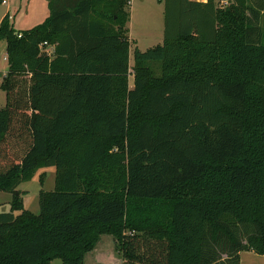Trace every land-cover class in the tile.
Returning a JSON list of instances; mask_svg holds the SVG:
<instances>
[{
	"label": "trees",
	"instance_id": "1",
	"mask_svg": "<svg viewBox=\"0 0 264 264\" xmlns=\"http://www.w3.org/2000/svg\"><path fill=\"white\" fill-rule=\"evenodd\" d=\"M47 1L0 24V264H85L103 235L123 264L264 255V0H159L164 41L133 67L131 0ZM41 166L35 214L17 188Z\"/></svg>",
	"mask_w": 264,
	"mask_h": 264
},
{
	"label": "rangeland",
	"instance_id": "2",
	"mask_svg": "<svg viewBox=\"0 0 264 264\" xmlns=\"http://www.w3.org/2000/svg\"><path fill=\"white\" fill-rule=\"evenodd\" d=\"M228 2H221V6ZM12 8L15 16L13 20L14 28L17 31H23L41 24L49 13L46 0H8V4L0 5V17L6 10ZM130 21L128 22L129 36L133 42L131 49L130 65L133 67V50L139 46L142 51L147 50L157 44L163 43L165 33V10L164 3L159 0H132L129 7ZM247 14L249 13L246 11ZM12 14V15H13ZM264 25V18L262 19ZM6 41L0 42V78L3 79L4 73L9 69V61L6 59ZM156 68V67H155ZM158 73V69H155ZM133 75L130 76V85L133 87ZM6 93L1 92L0 106L6 105ZM118 146H114L116 150ZM57 168L54 166H41L37 168L30 178L25 179L18 186L22 192V198L25 209L39 214L41 211L40 197L41 192H51L56 188ZM13 194L7 191H0V209L2 212H10ZM18 214L19 212H15ZM110 235L102 237L101 242L93 254L86 258V264H106L113 262L117 264L115 258L116 240L113 245ZM122 259L121 255L117 253ZM95 261V262H94ZM51 264H63L61 259H54ZM241 264H264V258L253 252H244L241 258Z\"/></svg>",
	"mask_w": 264,
	"mask_h": 264
},
{
	"label": "crops",
	"instance_id": "3",
	"mask_svg": "<svg viewBox=\"0 0 264 264\" xmlns=\"http://www.w3.org/2000/svg\"><path fill=\"white\" fill-rule=\"evenodd\" d=\"M47 1V0H46ZM132 1V0H131ZM196 1H202V2H206L207 0H196ZM47 3H48V1H47ZM3 4H8V0H6V2L5 3H3ZM12 8H9L8 7V9L6 10V12L3 14V15H1V17H0V24H1V22H2V20H3V18L5 17V15H7V14H10V16H11V20H12V22H13V20L15 19V16H14V14L12 13ZM13 14V15H12ZM49 16V13L46 15V17H44V18H47ZM6 59L8 60V58H7V53H6ZM8 71H6L5 73H4V76H5V74L7 73ZM0 81H2V79L0 78ZM3 90H1L0 91V96H1V92H2ZM3 92H5V91H3ZM6 93V92H5ZM7 97V96H6ZM7 99V98H6ZM6 103H7V100H6ZM6 105V104H5ZM105 235H103L102 237H104ZM102 237H101V239H102ZM101 239H100V241L98 242V244L101 242ZM109 239H111V241H112V243H113V245H114V243H115V240H114V238L111 236V238H109ZM97 244V245H98ZM97 247L98 246H96L95 247V249L94 250H96L97 249ZM93 250V251H94ZM90 252V253H88L86 256H85V264H86V258L87 257H89L91 254H93L94 252ZM244 252H253V251H244ZM244 252H242L241 253V255H240V259L242 258V255H243V253ZM254 254H256L255 252H253ZM115 255H117V258H115V261H116V263L117 264H123V259H121L119 256H118V254L115 252L114 253ZM260 257H262V258H264V255H260ZM95 262V261H94ZM104 264V263H103ZM106 264H113V262L111 261V262H109V263H106ZM115 264V263H114Z\"/></svg>",
	"mask_w": 264,
	"mask_h": 264
},
{
	"label": "built area",
	"instance_id": "4",
	"mask_svg": "<svg viewBox=\"0 0 264 264\" xmlns=\"http://www.w3.org/2000/svg\"><path fill=\"white\" fill-rule=\"evenodd\" d=\"M5 2H6V0H4L3 3H5ZM46 45H47V43H45L43 46H46ZM43 46H42V48H44ZM45 51H46L49 55L53 54V52H54V46H50V47L45 48Z\"/></svg>",
	"mask_w": 264,
	"mask_h": 264
}]
</instances>
